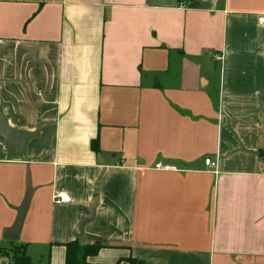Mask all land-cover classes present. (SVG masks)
Listing matches in <instances>:
<instances>
[{
  "label": "crops",
  "instance_id": "obj_1",
  "mask_svg": "<svg viewBox=\"0 0 264 264\" xmlns=\"http://www.w3.org/2000/svg\"><path fill=\"white\" fill-rule=\"evenodd\" d=\"M262 14L264 0H0V113L17 132L0 118V248L264 264Z\"/></svg>",
  "mask_w": 264,
  "mask_h": 264
},
{
  "label": "trees",
  "instance_id": "obj_2",
  "mask_svg": "<svg viewBox=\"0 0 264 264\" xmlns=\"http://www.w3.org/2000/svg\"><path fill=\"white\" fill-rule=\"evenodd\" d=\"M95 149V142L93 145ZM66 247V260L65 264H90L88 259L90 257H95L99 251L100 247L94 246H81L79 242L75 241L65 245ZM16 248V247H15ZM21 253L13 254V258L17 264H32L30 257L26 253V247L20 246ZM7 251L0 248V255H7Z\"/></svg>",
  "mask_w": 264,
  "mask_h": 264
},
{
  "label": "water",
  "instance_id": "obj_3",
  "mask_svg": "<svg viewBox=\"0 0 264 264\" xmlns=\"http://www.w3.org/2000/svg\"><path fill=\"white\" fill-rule=\"evenodd\" d=\"M0 118L2 119V127H3V131L7 132L9 135L6 137V139L8 141L14 142L15 140V136L17 135V132L14 130H6L5 128V121H4V116L0 113ZM5 134V133H4ZM21 139V141L23 142V144L26 143V141L29 139V135L25 134ZM32 186H31V182H30V178H28V192L26 195V198L22 204V206L18 209V216L17 219L15 221V224L13 225V227L8 230L6 232L5 235V239L8 241H17L19 239L25 218H26V214L28 212L29 209V205H30V201H31V197H32ZM83 226V224H82Z\"/></svg>",
  "mask_w": 264,
  "mask_h": 264
},
{
  "label": "built area",
  "instance_id": "obj_4",
  "mask_svg": "<svg viewBox=\"0 0 264 264\" xmlns=\"http://www.w3.org/2000/svg\"><path fill=\"white\" fill-rule=\"evenodd\" d=\"M258 24L264 29V14L258 17ZM205 166L210 169H217L218 163L213 162L211 159H206ZM156 169L160 171H168V172L176 171V169L173 166H163L161 164L156 165ZM54 202L57 204H69L72 202V198L67 194L61 193L54 197Z\"/></svg>",
  "mask_w": 264,
  "mask_h": 264
},
{
  "label": "rangeland",
  "instance_id": "obj_5",
  "mask_svg": "<svg viewBox=\"0 0 264 264\" xmlns=\"http://www.w3.org/2000/svg\"><path fill=\"white\" fill-rule=\"evenodd\" d=\"M7 251H10L12 256H13V254L21 253L20 246H16V248H15V246L12 247V248H8ZM37 251H39V255H40L41 253H43V252L41 251V249H37Z\"/></svg>",
  "mask_w": 264,
  "mask_h": 264
}]
</instances>
